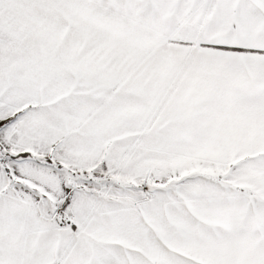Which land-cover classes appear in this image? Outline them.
<instances>
[{
  "label": "snow or ice",
  "instance_id": "1",
  "mask_svg": "<svg viewBox=\"0 0 264 264\" xmlns=\"http://www.w3.org/2000/svg\"><path fill=\"white\" fill-rule=\"evenodd\" d=\"M0 264H264V0H0Z\"/></svg>",
  "mask_w": 264,
  "mask_h": 264
}]
</instances>
